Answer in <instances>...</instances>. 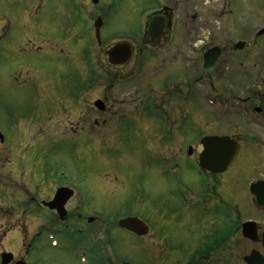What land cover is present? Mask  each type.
I'll list each match as a JSON object with an SVG mask.
<instances>
[{
	"label": "flooded vegetation",
	"instance_id": "obj_1",
	"mask_svg": "<svg viewBox=\"0 0 264 264\" xmlns=\"http://www.w3.org/2000/svg\"><path fill=\"white\" fill-rule=\"evenodd\" d=\"M29 1L34 5L30 20L36 22L27 37L24 35L22 40L28 38L29 43L24 46L28 49L32 47L37 49L30 53L28 49L21 51L19 46L16 53L19 55L23 52L24 57L43 58L42 46L51 45L52 58L56 56L60 60H68L76 67L73 75L76 77L73 79H78L79 85L76 89L80 90L76 93H63L56 88L46 87L48 84L52 85L50 82L54 77L50 76L53 75L51 73L43 72L41 68L36 69V72H40L35 76L38 79L32 78L31 83L22 81L28 84V87L35 83L40 86L45 85L42 93L46 98L50 99L51 103H55L60 113L66 110L73 119L65 125L66 128L62 126L59 129L58 124L51 127L50 121L53 120V115L45 112L44 122L22 119L17 124L7 125L8 129L5 131L0 129V204L6 201V205L12 210L11 216L0 218V264H37L36 252L43 260L52 259L54 264H59V260L62 264H135L129 259L130 254L117 251V232L137 237L141 243H144L154 228L135 210L134 205L129 203L128 205L127 202L119 207L111 204L93 205L94 191L110 196H115V191L109 188H94L91 189L90 198L89 189L80 186V176L75 180L74 176H69L62 170L52 173L47 167L50 162H43L35 155L36 148L38 152L40 149L36 146L34 135L46 131L50 138L59 135L58 140L61 142L70 140L75 144H82V141L85 143L82 136L85 128H88L85 127L87 126L85 121L93 116L96 121L94 126H99L101 114L109 115L114 106L111 103V93L101 91L100 80L110 83V88L112 84L131 83L139 79L146 63L161 61L166 64V59L169 63L166 71L170 72L175 67L174 61L179 62L178 57L181 56L183 62L188 64L193 58L191 53L196 49L202 54L200 62L203 64V69L208 70L204 67L205 54L219 47L217 65L224 53L222 47L218 45L206 47L203 45L204 40L201 39L199 44L195 41L187 42L184 46L188 51L181 48L183 51L181 52L178 50L181 45L176 42L180 36L179 19L186 18L187 15L199 20L204 16L205 19L209 0H157L155 2L157 7L146 13L140 39L114 38L104 34L109 22L116 18L114 0ZM121 1L117 0L118 3ZM212 1L219 2L220 6L215 12L221 16L225 27L229 26L228 18L233 15V11L239 12L244 3V0ZM49 7L48 19L50 22L53 20L57 22L45 32L46 23L40 20L41 14ZM153 18H156L157 22L151 28ZM96 21L101 24L99 40L96 35ZM186 27L185 33L196 31L194 24H188ZM250 32L253 34L255 30L249 31L248 34ZM121 41L132 43L133 55L123 64L125 55L121 52L113 57L118 65L111 64L107 51ZM236 43L232 44L236 51H241L247 46L246 42L244 48L240 50ZM136 56H138L137 65L132 69V62ZM196 59L195 56V61ZM34 67L35 64L30 62L17 65L12 73L13 80L23 78V74L30 69L33 71ZM125 69L132 70L118 77L116 73ZM210 72L200 71V75L203 74L199 79L196 74L189 76L185 80L187 86H181L177 78L169 86L176 85L177 95L187 103L192 102L193 96L196 98V82L208 79L213 86ZM58 78L55 77L56 83L59 81ZM150 84L154 85L152 82ZM256 89L253 84H247L243 87L245 91L237 87L228 92H213L214 98L213 93L208 92L204 101L210 109L214 110L216 107L215 113H208L210 116L204 114V124L196 123L197 128L192 130L198 131L195 138L187 140L183 137L185 126L179 128L178 124L171 123L167 127V140L172 138L176 140L181 135L180 143L184 145L183 151L178 152L176 157L183 156L184 164L186 163L197 177H201L202 183L200 191L189 184L180 186L175 170L166 171L169 179L174 180L170 192L179 202L174 208V219L178 220H173L174 224H170V220H162L158 228L164 232L162 234L165 235L162 236L166 237L167 244L174 245L175 251L172 257L166 258L172 259V264H213L218 256L222 258L220 254H223L225 248L226 251H231V257L236 259L244 260L254 251L264 256V203L260 204L258 198L250 192V185L253 182L264 181V160H257L256 156L255 158L253 156L256 147H264V93ZM165 106L162 103L163 108L156 113L164 117L171 115L169 109V114L164 111ZM57 117L59 114H55V118ZM219 120L220 124L214 123ZM247 125L252 126L255 133L246 132ZM156 128L158 133L163 131L160 127L156 126ZM26 136H29L28 144L31 146H27ZM221 136H228L239 144L240 149L235 161L224 172H212L201 168L199 160L204 149L202 140ZM244 152L246 155H243ZM174 160L176 161L175 158ZM168 161H171L169 157L155 159L158 165L170 163ZM238 163H250V170L256 169L258 172L247 184L240 177L241 167H237ZM21 184H25L28 188L34 184L35 188L19 208L18 202L20 203L23 194L13 187ZM60 191L64 192L63 196H58ZM259 191L264 197V188ZM8 200L13 203H8ZM0 210L3 209L0 207ZM208 211L215 212L209 219H203ZM191 212L192 214L188 216ZM126 217H137L143 221L148 227L147 233L138 235L120 227L119 221ZM27 220L32 223L30 228ZM247 222L255 224L253 225L255 230L249 231L252 236H246L247 230H244V226ZM170 229L177 239L174 244L166 234ZM183 234H187L188 241L182 240ZM249 245L254 247L244 255ZM134 246L130 247L134 248ZM140 248L146 249L147 253L151 251L147 245H140ZM63 253L66 255H62ZM151 254H153L151 264H165L164 254L160 256L159 251H152Z\"/></svg>",
	"mask_w": 264,
	"mask_h": 264
},
{
	"label": "rangeland",
	"instance_id": "obj_2",
	"mask_svg": "<svg viewBox=\"0 0 264 264\" xmlns=\"http://www.w3.org/2000/svg\"><path fill=\"white\" fill-rule=\"evenodd\" d=\"M156 1L122 0L118 3L117 0H114L113 7L117 10L116 18L109 22L104 34L114 38L137 37L140 39L146 13L157 7ZM117 3L120 5L118 6ZM219 6L218 1L209 0L206 5L205 19L204 16L200 20L193 19L188 15L186 18H180L178 26L180 27V36L176 41L181 45L178 49L181 52H183L182 49L188 51L184 46L187 42L195 41L199 44L201 39L204 40L203 45L206 47L214 45L222 47L224 53L216 67L208 69L211 72L203 69V64L200 62L202 54L197 49L191 53L193 58L191 57L192 60L188 64L183 62L181 56L178 57L179 62L174 61L175 67L173 66L174 68L170 72L166 71L169 64L167 59L166 64L161 61L146 63L139 79L134 82L112 84L110 88V83L100 80L101 91L111 93V103L114 106L109 115L101 114L99 126H94L96 121L93 116L90 120L85 121L87 125L85 127H88L82 133L85 143L82 141V144H75L70 140L61 142L58 140L59 135L50 138L46 131L37 134V136L34 135L36 146H39L40 149V152H38V148L36 151L34 150L35 155L43 162H50L47 167L52 173L62 170L67 175L74 176L75 180L80 176V186L89 189L90 198L92 197L91 189L94 188H109L115 191V196L94 191L93 205L111 204L119 207L127 202V204L134 205L135 210L142 214L154 228L144 243H141L137 237L117 232V251L130 254L129 259H132L135 264H151L152 251H159L160 256L164 254L165 259L171 258L175 251L174 245L167 244L166 237L162 236L165 235L162 234L164 232L158 228L162 220H170V224H174L173 220H178L174 219V208L179 202L170 192L174 180L169 179L166 174L167 169L175 170L180 186L189 184L200 191V185H202L201 177H197L193 170L189 169L186 163L184 164L183 156L176 157L178 152L182 153L183 151L184 145L180 143L181 135L176 140L174 138L167 140V127L171 123L178 124L179 128L185 126L183 137L187 140L195 138L198 131L192 130L197 128V124H204V114L207 116L208 113H215L216 107L214 110L210 109L204 101L208 92L211 94L213 92H228L237 87L241 91H245L243 87L253 84V87H257L256 91L261 90L264 93V35L256 36V32L264 27V0H244L241 10L239 12L234 10L233 15L228 18V27L223 25L221 16L215 12ZM33 8L34 5H31L29 0H0V129L3 131L8 129L7 125L17 124L22 119L44 122L45 112L53 115V120L50 121L51 127L58 124L59 129L62 126L65 127L70 123L69 120L73 119L68 111L65 110L63 113L62 110L60 113L55 103H51L50 99L46 98L42 93L44 92L42 88L45 85L40 86L35 83L28 87V84L22 82L25 80L31 83L32 78L38 79L35 76L40 72H36V69L41 68L43 72L53 74L50 75L54 77L50 82L52 85L56 83L55 77H59L55 86L48 84L46 87L56 88L63 93H76L80 90L76 89L79 85L78 79H73L76 77L73 76L76 67L68 60L63 61L56 56L52 58L51 49L53 47L51 45L42 46L43 58L24 57L23 52L19 55L16 53L19 46L21 51L28 49L24 45L29 43V39L25 38L36 22L30 20ZM191 13L193 15L192 8ZM49 16L50 7L41 14L40 21L46 23L44 25L45 32L57 22L56 20L50 22ZM188 24H194L196 31L185 33L184 29ZM252 30L255 32L248 34ZM24 35L26 37L22 40ZM238 41L247 42V46L241 51H236L232 47V44ZM135 42L137 43V41ZM36 49L37 47H32L28 51L31 53ZM195 56L197 57L196 61ZM137 60L138 56L132 62V69L136 67ZM27 62L35 64L33 71L30 69L29 72H26L25 70L23 78L19 77V80H13L14 68ZM199 62L200 64H198ZM130 70L125 69L116 74L119 77L128 74ZM200 71L210 72L213 86L208 79L199 80L195 84L196 98L193 96L192 102L187 103L177 95L176 85L173 87L169 85L177 78L181 86H187L185 80L194 74L199 79L203 74L200 75ZM149 82L154 85L152 86ZM215 93L212 94L213 98ZM162 103L166 105L164 111L169 114L170 110L171 115L164 117L156 113L163 108ZM55 114H59V117L55 118ZM214 123L220 124V120L214 121ZM156 126L163 129L160 132L161 135L157 132ZM44 128L47 130L46 126ZM246 132L255 133V129L247 125ZM110 137H112L111 140ZM25 140L27 146H31L28 144L29 136H26ZM243 155H246V152ZM253 156L254 158L256 156L257 160H264V147H256ZM156 157H169L171 161L158 165L155 163ZM238 166L242 168L239 173L246 184L249 179L258 174L256 169L250 170V163H238ZM13 188L23 194L19 200L20 203L18 202L19 208H21V204L26 201L35 185L32 184L28 188L25 184H21ZM187 197L190 198L189 195ZM8 203L13 202L8 200ZM6 204V201L0 204L3 209L0 210V218L12 215L11 208ZM214 212L208 211L203 219H209ZM191 214L192 212L188 216ZM28 226L29 228L32 226L29 221ZM189 228L191 229V227ZM171 231L172 229L166 234L170 242L174 244L177 239ZM186 235H182L184 236L182 240L188 241ZM131 245H135L134 248L130 247ZM140 245H147L151 251L147 253V250L140 248ZM252 247L254 245H249L244 255L249 253ZM230 252L225 248L223 254L219 253L222 258L218 256L213 264H248L243 258L231 257ZM154 257L156 260V253ZM36 261L37 264H54L52 259L50 261L43 260L37 252ZM164 262L172 264V259H166ZM58 263L62 264V261L59 260Z\"/></svg>",
	"mask_w": 264,
	"mask_h": 264
},
{
	"label": "water",
	"instance_id": "obj_3",
	"mask_svg": "<svg viewBox=\"0 0 264 264\" xmlns=\"http://www.w3.org/2000/svg\"><path fill=\"white\" fill-rule=\"evenodd\" d=\"M157 19L153 18L151 22V28H153ZM157 25V23H156ZM155 25V27H156ZM97 35L100 39V25L97 24ZM264 33V29L260 31V34ZM238 48H243L244 43L240 42L236 45ZM124 52L125 58L124 62H127L133 55L132 44L128 41H123L116 43L111 46L108 51V60L110 63H116L113 59L114 56H117L119 53ZM220 49L215 47L209 50L205 54V63L204 66L207 69H213L217 63L218 55ZM204 149L200 155V165L206 170L212 172H224L228 169L229 166L235 161V158L239 152L240 146L234 140L230 139L228 136L213 137V138H204L202 140ZM190 152V151H189ZM264 188V181H259L251 185V192L255 194L258 198L260 204L264 203V197L259 190ZM70 194V193H68ZM64 192H58V196H63ZM53 205V204H52ZM54 206V205H53ZM120 226L134 231L138 235L147 233V225L137 217H128L120 221ZM247 230L246 236H252L249 231H253V227L246 226ZM264 241V238H263ZM245 261L248 264H264V256H261L258 252L254 251L252 254L245 258Z\"/></svg>",
	"mask_w": 264,
	"mask_h": 264
}]
</instances>
